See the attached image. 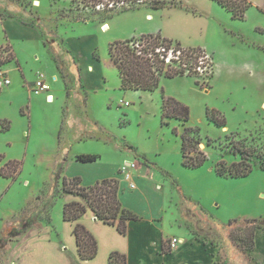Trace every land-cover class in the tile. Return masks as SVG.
<instances>
[{
	"label": "rangeland",
	"instance_id": "rangeland-1",
	"mask_svg": "<svg viewBox=\"0 0 264 264\" xmlns=\"http://www.w3.org/2000/svg\"><path fill=\"white\" fill-rule=\"evenodd\" d=\"M10 1L16 3L18 10L0 6V37L7 38L2 31L3 18L38 26L43 31L42 42H24L19 36L14 40L22 61H29L27 66L35 63L33 52L40 55L39 50L47 49L45 44L49 47L51 39L71 53L72 42L83 45L95 41L86 39L88 34L96 35L94 57L108 64L105 57L109 41L138 37L142 31L161 24L176 35L201 43L200 47L215 63V74L207 80L210 67L202 73L165 77L160 87L150 92L120 89L117 70H107L111 91L92 94L89 112L92 119L107 124L112 141L78 142L66 140L67 127L59 122L64 114L61 103L48 104L44 97L33 95L32 99L28 94L21 83L25 66L15 60L8 40L3 42L0 63L15 71V83L10 90H0V264H22V259L29 264H65L74 256V225L64 220L63 205L67 199L62 189L65 178L75 177L68 173L78 168H68L69 162L80 154L99 155V162L117 167L120 175L124 174V165L139 160L163 187L159 193L166 202L163 221L168 233L179 231L189 239L194 236L192 230L200 231L224 258L231 250L242 249L240 241L231 235H244L245 230L247 233L253 219L264 220V0H250L253 5L243 19L233 18L214 0H164L177 2L178 6L159 10L143 6L111 15L99 8H78L71 0H38V4L36 0ZM0 2L7 4L8 0ZM106 23L110 28L104 30ZM63 56L55 53L57 67L64 77L69 76L64 88L70 100L75 81H70L74 77L69 75V68L75 66L73 62L62 66L59 61ZM72 56L77 63V57ZM41 59L46 65V60ZM42 62H37L40 67ZM39 72L43 71L35 70L36 75ZM113 93L118 96L112 101L109 95ZM164 94L189 106L187 123L163 119ZM208 110L224 116L226 127L211 120ZM78 111L83 114L82 109ZM186 127L193 129L192 137L200 138L198 149L208 156L198 168L183 165L181 142ZM233 142L246 150L248 161L253 164L247 176L217 174L216 163L220 160L229 166L242 159V154L233 149ZM115 143L121 147L117 149ZM62 144L73 146L66 164L60 155ZM185 208L187 225L183 218ZM11 221L18 225L14 232L27 228L28 232L8 243Z\"/></svg>",
	"mask_w": 264,
	"mask_h": 264
},
{
	"label": "crops",
	"instance_id": "crops-1",
	"mask_svg": "<svg viewBox=\"0 0 264 264\" xmlns=\"http://www.w3.org/2000/svg\"><path fill=\"white\" fill-rule=\"evenodd\" d=\"M8 2L7 4H5V2H0V6H5L9 10L17 9L16 3L11 2L10 0H8ZM39 2L36 0V4ZM1 22L2 31L7 35V38H4L2 35L0 37V45L8 40L15 54V60H17L22 66H25L23 67L25 76L22 81L26 84L30 83V85L25 86L23 82L21 83L27 88L28 94L31 97L33 95L44 97L43 100L48 104H54L56 102L61 103L64 114L63 119H60L59 122L62 121V124L64 123L67 127L66 140H76L79 142L82 140L98 139L109 140L111 143L112 133L107 124L100 120L95 121L92 119L89 112V108L91 107L89 103L92 94L95 95L101 90V92L111 91L107 85L110 76H106V71L111 70L113 73L115 69L117 70L109 56V52L105 58L110 65L103 63L101 60L94 57L93 52L98 46L96 43V35L85 34L86 39L88 38L90 40V38H92L95 41L90 40L83 45L72 42L71 53L65 50L58 41L50 38L51 45L48 47V45L45 44L47 49H42L43 51L41 50V52L39 50L41 58L46 60V65L42 62L40 55L33 52L32 55L34 56L35 63L32 62L31 65L27 66L29 61H22L14 40H17V37L19 36L20 40L24 42L25 40L28 41L30 39L42 42L44 41L43 31L38 26L24 24L13 18H3L1 19ZM106 24L108 25V28H110V25L108 23ZM168 30L169 29L164 25L158 24L155 29H147L142 31L141 34H160L162 37L182 43L185 47L202 46L201 43L193 42L192 39L183 38L179 34L176 35L175 32ZM121 39H124V37H121L119 40ZM111 43L112 41H109V44ZM55 53L56 55L61 54L62 56L64 54L63 59H60L59 61L62 66H70L72 62L75 66L74 68L71 65L69 68V71H71V74L69 75L74 77V79L72 78L73 80L70 79V81H75V87L73 90L74 94L71 95L70 100L68 98V93L66 92V87L64 88V82H66L67 77L69 76L64 77L63 71L57 67ZM72 54L77 57V63H74L75 57H73ZM70 58L72 60H70ZM37 62H42V64H44L43 67H40ZM213 64L215 70V63L213 62ZM36 69H41L43 71L46 76L45 81L51 87L49 91L39 95L34 94L32 91V86L37 79V75L35 74ZM8 71L12 83L10 86L4 88L5 91L10 90L15 83L12 76V73L15 71ZM52 83H57V86H53ZM82 84L84 85V90ZM120 84L119 77V87ZM117 96L118 95L114 93L112 95L110 94L109 99L116 98ZM79 109H82V115L78 114ZM2 118L3 117H1L0 120ZM72 126H78V128L72 130ZM69 131H72V134ZM70 135H72V139H69ZM115 147L119 149L121 146L120 144L115 143ZM72 148L73 146L71 144L61 145L60 155L63 164L67 163ZM132 148L133 147H130V149ZM63 156H65V158ZM134 164H136V167L129 168L130 177L127 178L125 173L120 175L117 167L114 168L112 167V164H105L98 160L94 162H80L77 160L69 162L68 168L74 166L75 168L78 167L72 172H69V176H80L84 185H93L98 180L117 177L120 181L119 197L123 206L138 214L140 219L130 221L127 234H122L118 231L116 226L100 220L95 213L88 208L87 212L79 221L96 237L99 246L98 254L93 259H82L79 256L76 238L72 231L76 253L74 252V256L71 257V260L68 259L65 264H111L109 256L112 252L125 254L127 256V264H264V227L256 230L255 248L252 251L245 252L242 249L231 250L226 258H224L221 251L215 249L211 243L203 238V234H201L200 231L195 233L192 230L194 236L189 239L182 236L179 231H176L175 234L168 233L164 228L163 221V211L166 209V202L165 198L159 193V190L163 192V187L160 186V183L154 178L156 176L152 175L151 169L146 167L144 163H141L138 160L135 161ZM132 183L135 184V187L131 186ZM63 194L67 199L65 203L70 201L84 202V199L81 196L72 193ZM187 211L188 209L185 208L183 212V218L185 220L187 219ZM197 216L201 218L199 214ZM65 221L75 226L74 221ZM187 221L188 220L185 221L186 225ZM13 222L14 221H11L8 224L11 229L8 233V236H10L8 237V243L12 241V238L21 236L23 232H28V228L24 229L22 232H14V229L18 228V225H14ZM181 225H183V223H181ZM19 229L21 228L19 227ZM173 237L180 238L178 247L174 250L169 249L168 251H165L164 245L169 248V241ZM13 262L15 261L13 260ZM22 264L29 263L22 259ZM35 264L53 263L43 262Z\"/></svg>",
	"mask_w": 264,
	"mask_h": 264
},
{
	"label": "trees",
	"instance_id": "trees-1",
	"mask_svg": "<svg viewBox=\"0 0 264 264\" xmlns=\"http://www.w3.org/2000/svg\"><path fill=\"white\" fill-rule=\"evenodd\" d=\"M78 8L82 9H103L106 13L114 14L132 9H140L143 6L154 10L178 6L177 2L164 0H71ZM222 7L230 11L235 19H243L246 12L253 5L250 0H214ZM176 46L183 50V57L175 65L167 64L162 56V49L168 50ZM161 49V51H159ZM201 47H185L182 43L162 37L160 34H144L140 37H133L127 40H119L109 45V56L115 64L120 77L122 90H142L153 92L160 87L162 78L182 76L186 73L187 64L195 67L201 56ZM166 56V55H164ZM210 72L207 80L214 77L215 70L213 62H210ZM193 72V70H191ZM187 75V74H185ZM189 75V74H188ZM198 84L203 86V83ZM208 83V82H207ZM208 117L217 125L226 127V118L217 114L214 110L207 112ZM162 117L163 119H178L187 123L190 119V108L183 102L162 96ZM190 127H186L182 134L181 153L183 165L188 168H198L206 162L208 156L198 146L201 140L192 137ZM199 133V129H195ZM211 141V140H210ZM235 151L242 154L240 161L227 165L223 160L216 163L217 174L223 177H244L249 175L253 164L248 160L246 150L233 142ZM80 162H94L99 159L96 154H80L75 157ZM19 166L16 164V169ZM18 171L16 172V174ZM15 174V175H16ZM120 181L117 177L104 178L96 181L93 185H84L80 176L65 178L63 193H72L81 196L84 202L70 201L63 206V217L65 220L74 221L73 233L76 238L78 253L82 259H93L99 251L98 241L94 234L79 220L90 208L95 215L105 223L114 225L122 234H127L130 221L140 219V216L132 210L123 206L120 197ZM254 224L244 235L232 234L233 239H238L242 250L250 252L255 248V232L258 228L264 227V220L253 219ZM215 248V247H214ZM164 250L169 248L164 245ZM111 264H127V256L120 252H112L109 256Z\"/></svg>",
	"mask_w": 264,
	"mask_h": 264
},
{
	"label": "built area",
	"instance_id": "built-area-1",
	"mask_svg": "<svg viewBox=\"0 0 264 264\" xmlns=\"http://www.w3.org/2000/svg\"><path fill=\"white\" fill-rule=\"evenodd\" d=\"M159 51H161V49ZM162 51L164 52V55H166V56L164 55L162 56L163 58H165L166 63L172 65H175L177 62H180L184 53L181 48H178L176 46H172L168 50L162 49ZM210 62H213L212 58L208 56V54H206L205 51L203 50L201 56L198 59V63L195 65V67L192 68L187 64L184 65L186 67V74H189L191 70H193V72L196 73H202L205 68L206 69L210 68ZM11 83H12V79L9 75V71L6 69L4 64L0 63V90L4 89L7 86H10ZM49 90H50V85L45 81V74L43 72H39L37 75V79L34 85L32 86L33 93L39 95ZM121 103L125 105L129 104L128 101H121ZM130 167H136V164L134 163L128 164L122 167V172L125 173L127 178L130 177V172H129ZM131 186L135 187V184L132 183ZM179 243H180V238L173 237L169 241V249L174 250L175 248L178 247Z\"/></svg>",
	"mask_w": 264,
	"mask_h": 264
},
{
	"label": "bare ground",
	"instance_id": "bare-ground-1",
	"mask_svg": "<svg viewBox=\"0 0 264 264\" xmlns=\"http://www.w3.org/2000/svg\"><path fill=\"white\" fill-rule=\"evenodd\" d=\"M106 28H108V25H107V24H105L104 30H105Z\"/></svg>",
	"mask_w": 264,
	"mask_h": 264
}]
</instances>
